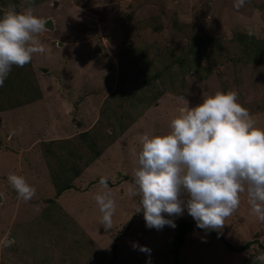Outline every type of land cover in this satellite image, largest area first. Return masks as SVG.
I'll return each instance as SVG.
<instances>
[{"label":"rangeland","instance_id":"374dc122","mask_svg":"<svg viewBox=\"0 0 264 264\" xmlns=\"http://www.w3.org/2000/svg\"><path fill=\"white\" fill-rule=\"evenodd\" d=\"M12 5L21 11L22 0H0V11ZM34 12L47 21L46 52L0 87V264H176L175 229H149L136 213L140 139L229 90L264 128V0H35ZM182 55L185 67L173 64ZM10 174L35 188L31 200L18 199ZM53 177L72 187L57 195ZM100 191L116 203L107 231ZM177 217L195 221L187 209ZM219 231L234 250L193 230L181 263L259 264L264 222L246 192Z\"/></svg>","mask_w":264,"mask_h":264},{"label":"clouds","instance_id":"9594fccd","mask_svg":"<svg viewBox=\"0 0 264 264\" xmlns=\"http://www.w3.org/2000/svg\"><path fill=\"white\" fill-rule=\"evenodd\" d=\"M245 3L234 0V7ZM34 4L22 0L21 11L12 5L0 17V87L14 65L24 67L34 54L46 52L38 37L47 31V21L35 15ZM238 101L237 92L218 91L195 107H179L168 134L141 137L133 174L136 190L130 191L140 197L136 213H143L147 228H175L165 214L180 216L187 209L198 228L219 232L245 192L252 214L264 222V128ZM7 179L18 199L34 197L35 188L23 177L10 174ZM99 185L107 190L108 177H101ZM94 198L101 225L112 229L116 203L111 192H97ZM255 261L264 264V252Z\"/></svg>","mask_w":264,"mask_h":264},{"label":"trees","instance_id":"16d2710c","mask_svg":"<svg viewBox=\"0 0 264 264\" xmlns=\"http://www.w3.org/2000/svg\"><path fill=\"white\" fill-rule=\"evenodd\" d=\"M0 13H3V12L0 11ZM239 37H242V36L239 35ZM240 40L243 43H249L248 40H246L244 37L241 38ZM249 50L250 51H253L254 49H249ZM261 50H262V53L264 54V49H261ZM184 56L185 55L180 56V59H182L180 61L177 60V59H174L173 60V64L179 62L180 63L179 66L185 67V64L183 62V59H185ZM14 67L18 69V71H17L18 73L20 72V70H22V67H18V66H15V65L12 67V69ZM11 72L9 73V76L7 77V79H9L11 77ZM141 72L144 75L143 81L141 83H143V82L146 81V84L150 85L152 83V81H151L150 78H147V73H145V71L143 70V68L141 69ZM164 72H165V70H163V69H156L155 70V73H156V76L157 77L159 75L161 76V74L164 73ZM149 75H151V74L149 73ZM151 76H153V75H151ZM7 79L5 80L6 83H7ZM78 174H79V172L76 173V176H78ZM53 182H54L53 185L55 187V191H56V194L57 195L62 194L64 191H66L67 189H69L70 187H72L71 180H69L68 178L67 179L66 178L65 179H58V178L53 177ZM166 218L173 220L175 222V224H176V227L174 228L175 231H176V234H175L174 243H173V250H174V253H175V263L176 264H182L181 263V260L179 258L180 250L185 246V244L187 242V236L193 230H201V231L207 232L209 234L215 235L219 239L224 240V242H226L227 246L230 249L234 250V248H235L231 243H229L228 241H226V239L224 238L223 234L220 233V231L218 232V231L204 230V229L198 228L196 226V222L195 221L181 219V218H179L177 216H172V217L167 216ZM250 243H247V245L250 244ZM113 250H114V253H113L114 254V258H117V256H118L117 243H115V242L113 244ZM113 263H114V260L112 261L111 264H113Z\"/></svg>","mask_w":264,"mask_h":264},{"label":"crops","instance_id":"0c3cea01","mask_svg":"<svg viewBox=\"0 0 264 264\" xmlns=\"http://www.w3.org/2000/svg\"><path fill=\"white\" fill-rule=\"evenodd\" d=\"M48 182V181H47ZM51 186V185H50Z\"/></svg>","mask_w":264,"mask_h":264}]
</instances>
